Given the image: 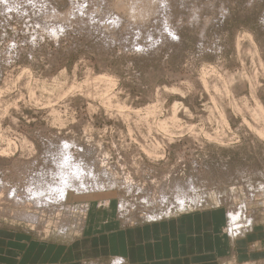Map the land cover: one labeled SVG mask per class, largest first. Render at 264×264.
I'll list each match as a JSON object with an SVG mask.
<instances>
[{"label": "rangeland", "instance_id": "374dc122", "mask_svg": "<svg viewBox=\"0 0 264 264\" xmlns=\"http://www.w3.org/2000/svg\"><path fill=\"white\" fill-rule=\"evenodd\" d=\"M128 1L0 0V255L222 209L264 264V0Z\"/></svg>", "mask_w": 264, "mask_h": 264}, {"label": "crops", "instance_id": "0c3cea01", "mask_svg": "<svg viewBox=\"0 0 264 264\" xmlns=\"http://www.w3.org/2000/svg\"><path fill=\"white\" fill-rule=\"evenodd\" d=\"M109 217L105 213L100 222H113ZM89 221L80 237L71 239L64 250L32 241L14 247L18 257L6 259L7 255H0V264H82L87 256L97 261L114 258L116 262L118 258L120 264H222L227 260L236 261L238 249L243 248L237 245L238 238L230 240L224 233L222 209L184 212L175 219L115 231H105L104 225L92 226L91 222L89 225ZM88 229L96 232L89 233ZM256 243L253 250L258 248L254 247Z\"/></svg>", "mask_w": 264, "mask_h": 264}, {"label": "bare ground", "instance_id": "6f19581e", "mask_svg": "<svg viewBox=\"0 0 264 264\" xmlns=\"http://www.w3.org/2000/svg\"><path fill=\"white\" fill-rule=\"evenodd\" d=\"M129 1H133V0H129ZM129 1H128V2H129ZM134 1H135V3H133V2L130 3V2H129V6H130L131 4H133L134 6L137 5V4H140V6H141V4H144V3H139L138 1H140V0H134ZM136 1H137V2H136ZM147 1H149V0H146V2H147ZM150 1L152 2V0H150ZM154 1H155V0H154ZM142 2H144V1H142ZM146 2H145V3H146ZM151 2H149V3L152 4ZM155 2L160 3V0H159V1H155ZM136 3H137V4H136ZM147 3H148V2H147ZM153 3H154V2H153ZM161 3H162V1H161ZM165 3H166V2H165ZM150 4H148L149 8H150V6H151ZM167 4H168V3H167ZM127 5H128V4H127ZM144 5H145V7H146V4H144ZM129 6H128V7H129ZM148 6L146 7L147 9H148ZM152 6H153V5H152ZM132 7H133V6H132ZM132 7H129V9L132 8ZM138 7H139V6H138ZM135 8H136V10H135L136 12L140 13V11H141L140 14L137 13L139 16L142 14V11L145 12V11L147 10V9L145 8V10H144V9H140V11H139V9H138V11H137V7H135ZM139 8H140V7H139ZM141 8H142V6H141ZM133 9H134V7H133ZM133 9H130V10H131V11H134ZM161 11H162V10H161ZM147 12H148V13H151V12H149V10H148ZM162 12H163V11H162ZM131 13H133V12H131ZM131 13H130V14H131ZM145 13H146V12H145ZM148 13H146V16H147ZM133 14H134V13H133ZM144 15H145V14H144ZM149 15H150V14H149ZM149 15H148V16H149ZM131 16H133V17L136 16V17H137V15H135V14H134V15L131 14ZM140 17H142V15H141ZM64 144H65V143H63L62 145H64ZM66 145H68V144H66ZM62 150H63V149H62ZM67 150H68V149H67ZM60 152H62V151L60 150ZM65 152H66V151L64 150V152L59 153V154H63V153H65ZM66 153H67V152H66ZM69 153H70V152H69ZM69 153H67V154H69ZM59 154H57V155H59ZM59 156H63V155H59ZM59 156H57V157H59ZM66 156H67V155H66ZM66 156H63V157H66ZM68 156H69V155H68ZM70 156H71V155H70ZM55 157H56V156H55ZM63 157H61V158H63ZM59 158H60V157H59ZM59 158L56 159V161H57V160H61V159H59ZM72 158H73V157H72ZM67 159H68V158H67ZM75 160H77V159H75ZM61 161H62V160H61ZM53 162H54V161H53ZM53 162H52V163H53ZM57 162H59V161H57ZM75 162H76V161H75ZM54 163H55V165L57 164L56 162H54ZM59 164H60V163H59ZM59 164H57V165H59ZM61 164H62V163H61ZM86 164H87V163H86ZM57 165H56V167H57ZM62 165H63V164H62ZM70 165H71V164H70ZM80 165H82V164L79 162V163H78V166H80ZM73 166H74V165H73ZM83 166H85V165H83ZM88 166H89V165H88ZM92 166H93V165H92ZM54 167H55V166H54ZM54 167H53L52 169H54ZM60 167H61V165H59V166L57 167L58 170H59ZM75 167H76V166H75ZM90 167H91V165H90ZM93 167H94V166H93ZM93 167H92V168H93ZM72 168H73V167H72ZM76 168H77V167H76ZM47 169H48V168H46L45 170H47ZM55 169H56V168H55ZM79 169H81V166H80ZM85 169H86V168H85ZM85 169H84V170H85ZM41 170H42V169H41ZM49 170H50V169H49ZM49 170H48L47 173H49ZM77 170H78V169H77ZM81 170H82V169H81ZM81 170H79V171H81ZM84 170H83V171H84ZM54 171H55V170H54ZM62 171H64V173L66 172L65 170H62ZM62 171H59V172L63 173ZM73 171H75V170H71V171H68V172H73ZM79 171H78V172H79ZM85 171H89V170L86 169ZM39 172H40V171H39ZM50 172H51V170H50ZM57 172H58V171H57ZM57 172H55V173H57ZM41 173L43 174V172H41ZM51 173H54V172H51ZM64 173H63V174H64ZM91 173H93V171H92ZM95 173H96V172H95ZM39 174H40V173H39ZM37 175H38V174H37ZM45 175H46V174H45ZM60 175H61V174H60ZM64 175L66 176V173H65ZM74 175H75V174H74ZM52 176H53V175H52ZM67 176H68V175H67ZM75 176H76V175H75ZM86 176H87V174L85 175V177H86ZM36 177H39V179H44V178H42V177H44V174L42 175V177L39 176V175L36 176ZM40 177H41V178H40ZM85 177H84V175H83V179H82V178H81V179L84 180ZM79 178H80V177H79ZM86 178H87V177H86ZM104 178H105V177H104ZM104 178H103V179H104ZM167 178H168V177H167ZM33 179H34V178H33ZM33 179H32V180H33ZM35 179H36V178H35ZM35 179H34V180H35ZM54 179H55V178H54ZM60 179H61V178H60ZM75 179H76V178H75ZM77 179H78V178H77ZM87 179L89 180V178H87ZM113 179H114V182H115V178H113ZM73 180H74V179H73ZM78 180H79V179H78ZM78 180H74V181H76V182H74V181H73V182H74V183H77ZM94 180H97V179H93L92 181H91V180H90V181L93 182ZM48 181H49V180H48ZM80 181H81V180H80ZM85 181H86V180H85ZM90 181H89V182H90ZM104 181H105V180H104ZM107 181L110 182L109 179H108ZM112 181H113V180H112ZM131 181H132V180H131ZM131 181H130V183H131ZM36 182H38V181H36ZM40 182H41V181H40ZM40 182H39V183H40ZM45 182H46V180H45ZM51 182H52V181H51ZM61 182H62V181H61ZM69 182H70V181H69ZM114 182H113V183H114ZM49 183H50V182H49ZM49 183H48V184H49ZM78 183H79V182H78ZM130 183H129V184H130ZM167 183L169 184V182H167ZM189 183H190V182H189ZM55 184H56V183H55ZM61 184H62V186H63L64 183H61ZM65 184H66V183H65ZM79 184H81V182H80ZM79 184L76 185V186H77V187L80 186V189H81V190H83V189L86 190L87 187L82 189L81 185H79ZM168 184H167V186H168ZM175 184L177 185V183H175ZM175 184H174V185H175ZM41 185H43V184H41ZM41 185H40V186H41ZM50 185H51V184H50ZM56 185H57V184H56ZM66 185H67V184H66ZM69 185H70V184H69ZM82 185H83V183H82ZM88 185H89V184H88ZM170 185H171V184H170ZM172 185H173V184H172ZM178 185H179V184H178ZM180 185H181V183H180ZM182 185H183V184H182ZM192 185H193V184H192ZM46 186H47V185H46ZM76 186H74V187H76ZM90 186H92V184H90ZM90 186H88V187H90ZM167 186H166V187H167ZM66 187H67V186H66ZM68 187H69V186H68ZM68 187H67V188H68ZM84 187H85V185H84ZM105 187H106V186H105ZM159 187H162V186H159ZM163 187H164V186H163ZM163 187H162V188H163ZM173 187H174L173 190L175 191V186H173ZM173 187H171V188H173ZM177 187H178V189H179V188H181L182 186H177ZM47 188H49V191H48V192H52V191H50V190L52 189V187H47ZM56 188H57V187H56ZM62 188H63V187H62ZM71 188H73V187L71 186ZM102 188H103V187H102ZM162 188H160V189H161L162 192H163V189H164V188H163V189H162ZM167 188L170 189V187H167ZM167 188L164 189V190H165V191H166V190H167V191H170V190H171V189L169 190V189H167ZM10 189H11V188H10ZM13 189H14V188H13ZM13 189H12V191H13ZM77 189H79V188H77ZM181 189H182V188H181ZM181 189H180L179 191L181 192V194H183L182 192H183L184 190L182 191ZM52 190H53V189H52ZM63 190H65V186H64ZM63 190H62V191H63ZM21 191H23V189H22ZM53 191H54V190H53ZM56 191H57V189H56ZM58 191L60 192L59 189H58ZM66 191H67V190H66ZM98 191H99V190H98ZM101 191H102V189H101ZM167 191H166V192H167ZM171 191H172V190H171ZM179 191H178V192H179ZM194 191H195V190H194ZM10 192H11V190L9 191V193H10ZM24 192H25V191H23V193H24ZM26 192H27V191H26ZM26 192H25V194L27 195L29 192H27V193H26ZM48 192H47V193H48ZM54 192H55V191H54ZM54 192H53V193H54ZM59 192H58V193H59ZM94 192H96V189H95ZM166 192H165V193H166ZM180 192H179V193L175 192V193H177V195H176V194H175V195L178 197V194H180ZM186 192H187V191H186ZM35 193H36V192H35ZM45 193H46V192H45ZM45 193H44V194H45ZM58 193H57V194H58ZM60 193H64V192H60ZM156 193H157V192H156ZM159 193H160V192H159ZM167 193H168V192H167ZM167 193H166V195H167ZM173 193H174V192H173ZM187 193H188V192H187ZM30 194H31V193H30ZM32 194H33V193H32ZM42 194H43V193H42ZM50 194H52V193H50ZM151 194H152V193H151ZM161 194H162V193H160V195H161ZM181 194H180V195H181ZM184 194H185V193H184ZM184 194H183V197H186V196H184ZM7 195H8V194H7ZM18 195H19V194H18ZM45 195H46V194H45ZM60 195L62 196V194H60ZM156 195H157V194H156ZM163 195H164V196H163ZM163 195H162L163 197L161 196L162 198L160 197L162 200H164V199H165V196H166L164 193H163ZM185 195H186V194H185ZM8 196H10V194H9ZM21 196H22V195H21ZM28 196H29V195H28ZM31 196H32V195H31ZM54 196H55V195H54ZM63 196H64L63 198H65V193H64ZM171 196H172V195H171ZM173 196H174V195H173ZM176 196H175V197H176ZM181 196H182V195H181ZM187 196H188V195H187ZM192 196H194V195H192ZM192 196L190 197V201H191V199L195 198V197L192 198ZM5 197H6V196H3V198H5ZM11 197H14V196L11 194ZM15 197H17L16 194H15ZM15 197H14L13 199H15ZM22 197H23V196H22ZM26 197H27V196H26ZM37 197L40 198L39 196H37ZM43 197H44V196H43ZM47 197H48V196H47ZM149 197H150V196H149ZM155 197H156V196H155ZM177 197H176V199L180 200V199L177 198ZM196 197H197V196H196ZM6 198H7V197H6ZM17 198H18V197H17ZM31 198H32V197H31ZM31 198H29V199H31ZM49 198H50V197H48L47 201H48V200L50 201ZM60 198H62V197H60ZM121 198H122V197H121ZM157 198H158V197H157ZM163 198H164V199H163ZM186 198L188 199V197H186ZM197 198H198V197H197ZM10 199H11V198H10ZM13 199H11V200L13 201ZM18 199H19V198H18ZM36 199H37V198H36ZM42 199H43V198H42ZM51 199H52V202H53L54 199H53V198H51ZM58 199H59V198H58ZM161 199H160V200H161ZM195 199H196V198H195ZM195 199H194V200H195ZM4 200H5V199H4ZM7 200H9V199H7ZM7 200H5V201L7 202ZM65 200H66V199H65ZM162 200H161V201H162ZM33 201H34V200H31V202H33ZM55 201H56V200H55ZM55 201H54V203H56ZM58 201H59V200H58ZM104 201H105V200H104ZM182 201H183V200H182ZM196 201H198V199H196L194 202H193V200H192V203H195ZM21 202H22V200H21ZM29 202H30V201H29ZM31 202H30V205L32 204ZM36 202H38V201H36ZM36 202H33V204H35ZM60 202H61V201H60ZM60 202H59V205H60ZM148 202H149V201H148ZM180 202H181V201H180ZM180 202H179V203H180ZM183 202H184V201H183ZM183 202H181V203H183ZM188 202H189V199H188ZM22 203L26 204L25 207H27V203H25V202H22ZM39 203H40V201H39ZM62 203H63V202H62ZM33 204H32V205H33ZM36 204H37V203H36ZM36 204H35V205H36ZM40 204H42V203H40ZM40 204H38V206H40ZM107 204H108V203H107ZM162 204H163V203H162ZM18 205H19V204H18ZM42 205H44V203H43ZM48 205H51V204H48ZM183 205H184V204H183ZM186 205H187V204H186ZM16 206H17V204H16ZM46 206H47V205H46ZM53 206H54V205H53ZM62 206H63V205H61V207H62ZM179 206H180V205H179ZM28 207H29V206H28ZM28 207H27V208H28ZM59 207H60V206H59ZM61 207H60V208H61ZM63 207H64V206H63ZM65 207H66V205H65ZM65 207H64V208H65ZM173 207H174V206H173ZM184 207H186V206H184ZM184 207H182V208H184ZM121 208H122V206H121ZM180 208H181V207H180ZM123 209H124V208H123ZM20 210H21V209H20ZM27 210H29V209H26L25 212H26ZM61 210H62V209H61ZM61 210H60V211H61ZM159 210H161V209H159ZM232 210H233V209H232ZM237 210H238V211L235 212V213L238 215V212H240V211H239V207H238ZM12 211H13V209H12ZM12 211H11V212H12ZM58 211H59V210H58ZM58 211H57V213H58ZM60 211H59V212H60ZM65 211H66V208H65ZM234 211H236V210H234ZM242 211H243V210H241V212H242ZM13 212H14V211H13ZM53 212H54V211H53ZM63 212H64V211H63ZM160 212H161V211H160ZM228 212H230V211H227V213H228ZM243 212H244V211H243ZM28 213H29V212H28ZM28 213L25 214V216H24L23 214H22V215H23L24 217L28 218V219L31 218V219H33V220H34L35 217L37 216V215L34 216V215L31 213V214H32V217H31V214H30V213L28 214ZM33 213H34V211H33ZM54 213H56V212H54ZM10 214H11V213H10ZM52 214H53V213H52ZM61 214H62V213H61ZM120 214H121V213H120ZM161 214H163V212H161ZM231 214H232V213H231ZM231 214L229 213L230 216H231ZM38 215H40V214H38ZM41 215L43 216L42 213H41ZM41 215H40V216H41ZM58 215H59V214H58ZM63 215H65V213H64ZM121 215H122V214H121ZM148 215H149V214H148ZM155 215H156V214H155ZM229 215H227L228 218L230 217ZM237 215H234V216H233V214H232L231 218H232V219H234V218L236 219V218H237V217H236ZM243 215H244V213H243ZM244 216H245V215H244ZM37 217H38V216H37ZM153 217H154V216H153ZM153 217H152V218H153ZM160 217H161V216H160ZM28 219H27V220H28ZM156 219H158V218H156ZM235 219H234V220H235ZM242 219H243V218H242ZM250 219H251V218H250ZM35 220H37V219H35ZM39 220H40V219H39ZM63 220H64V219H63ZM229 220H230V219H229ZM29 221H31V220H29ZM230 221H231V220H230ZM242 221H243V220H242ZM247 221L249 222V220H247ZM32 222H33V221H32ZM250 222H251V221H250ZM229 224H230V223H229ZM238 225H239V224H238ZM234 226H236V225H234ZM42 227H43V226H42ZM42 227H41V228H42ZM45 228H47V227H45ZM61 228H64V226L61 227ZM227 228H228V226H227ZM238 228H241V227L239 226V227H237V229L235 228L236 230H235L234 232H236V233H234V235L232 234L233 232L231 233V231H230L231 239H235L236 237H238L237 235H239V234H240V235H239V237H240V236L244 233V232H242V230L240 229V232L237 234ZM229 229H230V228H229ZM43 230H44V229H43ZM43 230H41V232H42ZM230 230H231V229H230ZM243 231H244V230H243ZM227 232H228V231H227ZM61 233H62V232H61ZM63 234H64V232H63ZM231 239H230V240H231ZM120 261H121V259H118V258L116 259V262H120ZM119 264H120V263H119Z\"/></svg>", "mask_w": 264, "mask_h": 264}]
</instances>
